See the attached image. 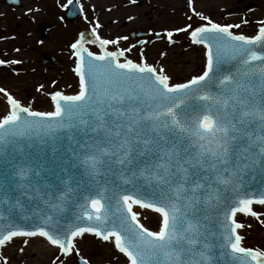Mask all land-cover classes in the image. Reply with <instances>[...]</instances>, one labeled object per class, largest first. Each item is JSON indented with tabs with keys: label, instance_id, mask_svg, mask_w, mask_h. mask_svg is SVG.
I'll return each instance as SVG.
<instances>
[{
	"label": "snow or ice",
	"instance_id": "6c2138e0",
	"mask_svg": "<svg viewBox=\"0 0 264 264\" xmlns=\"http://www.w3.org/2000/svg\"><path fill=\"white\" fill-rule=\"evenodd\" d=\"M200 19V26L174 30L203 49L202 72L182 82L147 63L143 50L138 62L125 56L132 46L109 50L127 37L102 38L95 23L90 39L81 33L70 45L74 94L50 92V110L38 111L0 87V153L7 167L18 169L21 189L39 183V172L30 177L23 166L38 142L54 154L66 145L64 158L83 169L79 181L72 177L74 189L58 178L64 187L50 185L46 201L65 211L71 200L74 220L65 216L61 224L44 216L42 225L26 228L4 217L0 248L15 238L28 245L27 238L41 237L51 247L50 264H66L71 256L89 264L79 243L91 234L122 254L125 264H217L216 250L225 264H264V251L243 244L238 220L259 219L253 205L264 206V179L251 190L246 186L250 174L264 177V21L249 36L232 31L240 24ZM165 35L171 43L173 31ZM8 63L18 61L0 60ZM153 221L155 228L148 226ZM0 264H9L7 256Z\"/></svg>",
	"mask_w": 264,
	"mask_h": 264
},
{
	"label": "rangeland",
	"instance_id": "374dc122",
	"mask_svg": "<svg viewBox=\"0 0 264 264\" xmlns=\"http://www.w3.org/2000/svg\"><path fill=\"white\" fill-rule=\"evenodd\" d=\"M80 1L83 0H79V11L81 8ZM119 1L121 5H117ZM119 1L103 0V2H100V0H97L96 6L99 3L108 5V7L110 5L114 6L115 4L116 6H114V11H112L111 15L120 18L122 16V11H120V9L124 8L122 7V5H124L125 2L123 0ZM165 1L171 2L172 0ZM33 2L35 4V8L39 11L38 15L40 18L37 17L38 20L32 23L31 21L24 18L23 14L25 13H23L20 17V15L12 10V8H17L18 5L10 6L3 0H0V29L1 27L3 28V31H0V37L5 35L9 36L12 33L17 36L16 39H13V41L10 42L11 45H8L7 48L9 49H13V47L19 46L18 44L24 42V38H28L32 50L30 54H32V62L34 64L30 66L37 68L38 72L35 73L34 76H30L29 73L22 75L20 79L23 80L24 83L29 84L24 89L19 90V87L13 88L12 86H9L10 89H5L8 90L13 96L16 95L18 97H23L22 99H25L27 93H29V97L35 100V102L31 100L34 103V107H36L35 110H44V105L40 108L38 106L41 102L47 101V99L49 98L48 93L61 89L65 94H71L74 93V91L78 88V78L72 71V69L74 68V57H72L71 55L72 50L70 45L75 42L76 38L81 33H86L92 27L91 22L94 21V15H96V12H93L90 9H87V11H85L83 8V14L77 16L74 20H68L67 18L63 17V14L68 9L63 7V5L67 3V0H33ZM73 2L76 3V0H73ZM185 4L186 3L184 2V8L181 6L182 8H179V10H175L173 13L171 11V13L168 12L170 13L169 16L171 17L168 18V22L166 21V28L170 29L174 26H176L177 28H182L183 26L188 24L194 27L198 24H201L202 20L199 16L197 17L195 14L186 11ZM240 6L242 7L243 5L240 4ZM152 9L153 8H149V11ZM118 10L120 14H118ZM257 15L259 17L264 15V11L260 9ZM30 16H32V14H30ZM232 17L234 18L235 16ZM112 19L113 18L110 17V21ZM122 20H127V17L122 18ZM257 20L258 21H255V23L253 24L254 26L249 25L246 27L241 25L239 29L234 28L232 29V31L235 33H243L245 35L248 33L249 35H252L254 32V28L256 27L255 25L259 21H264V16L258 18ZM44 22L52 26L48 30H46L45 38H39V30H37L38 24ZM167 31L168 30L165 29L164 31L159 30L152 31L150 33V31L147 29L132 28L126 31V33L122 34V37H127V40H120L118 45H122L126 49L132 46V50L125 52V56L128 59H133L135 62H138L141 50H143L144 52L147 47H150L152 42H160L163 46L164 52L167 51L168 48L175 46L183 51V55L187 56L188 58H192L194 61L196 56L195 49H197V66L195 68L193 67V71L190 73L187 72L185 73V75H183L182 73L175 74L174 76H172V78L175 82H182L183 80L190 78L192 75L200 74L204 67V64L203 66H201L199 62L201 61L202 57L201 47L192 45L186 32L178 34L173 33L172 42L169 43V40L165 35V32ZM156 33H159L160 36L158 37ZM132 34L134 35L132 36ZM140 41H145V43L142 44L140 43ZM6 44L7 43H5V45ZM0 46L2 45L0 44ZM86 46H88L90 50H97L95 46ZM45 52H47V56H54V60H51L53 61L51 64L47 61H42L41 54ZM152 65L154 64L152 63ZM28 75L30 76V78H28ZM9 76H11V74ZM27 78L28 82L26 81ZM38 88L40 89L39 91H37ZM2 103L3 101L0 99V113L3 112L4 109ZM253 209L258 213H261L259 219L256 217H247L243 215L239 216V222L244 225V227L239 231L244 237L243 244L245 246L264 251V206L255 205L253 206ZM145 223L147 224L146 221ZM148 226H150L151 228H155V221H153L151 225ZM87 235L90 236V242L87 241L84 245L79 244V250L81 256L89 260V264H123V261L119 259L120 256L116 250L106 248V246L104 245L105 242L95 237L94 235ZM19 249L11 253V258H8L9 264H50L45 263V260H39V258H35V261L28 263V258H26V261H24L22 252ZM4 254L8 253L4 251ZM19 255H22V258ZM77 258L79 257L71 256L64 259L66 261V264H78Z\"/></svg>",
	"mask_w": 264,
	"mask_h": 264
},
{
	"label": "bare ground",
	"instance_id": "6f19581e",
	"mask_svg": "<svg viewBox=\"0 0 264 264\" xmlns=\"http://www.w3.org/2000/svg\"><path fill=\"white\" fill-rule=\"evenodd\" d=\"M31 1H32V3H31ZM96 1L97 0L80 1V7L84 8L85 11H87V9H90L91 11L96 12V15H94V17H95L94 21L91 22V25L93 27L95 23H99L100 28L98 29V34L102 38H106V39H115L117 37H122V34L126 33V31H128L132 28L147 29L150 31V33L152 31H159V30L164 31L166 26H167L166 23L168 22V18L171 17V16H169L170 13L171 12L173 13L175 10H179V8H181V6L184 3L182 1L180 2L179 0H172L171 2L165 1V0H135V2H132V0H123L125 2V4L122 5V7H124V8L120 9V11H122L121 12L122 16L119 18V17L111 15L112 11H114L113 10L114 6H116L115 4H114V6L110 5L109 6L110 8L108 7V5H103V3H99L96 6ZM215 1H218L221 4L216 5L217 2H215ZM215 1L214 2H211V1L207 2L204 0H195L194 1L196 4L195 12L196 13L199 12V9L202 12H204V11L212 12L213 11L216 13V15L207 16L213 22L219 23L221 25L237 24L238 23L237 19H234L231 15H229V14L220 15V13H218V10L222 6V4L226 3L227 5L231 6L232 3L230 4L229 0H221L224 3L221 2L220 0H215ZM100 2H103V0H100ZM119 4H120V1H119V3H117V5H119ZM259 4H260V9H262L264 11V0H259ZM173 5H174V7H173ZM149 8H153V9L149 11ZM12 10H14V12L20 16L23 13H25L26 15L32 14L31 18H33L35 20H37V17H39V15H38L39 11L35 8V4H34L33 0H21L20 4L17 6V8H12ZM109 11H111V12H109ZM0 12H1V10H0ZM117 12H118V14H120L119 10ZM168 12H170V13H168ZM196 16L198 17V15H196ZM204 16H206V15H204ZM263 16L264 15H262L260 17H263ZM110 17L113 18L111 21H110ZM126 17H127V20L123 21L122 18H126ZM129 17H131V19H129ZM260 17H258V18H260ZM114 18H117V19H114ZM202 23H205V21H201V24ZM174 27H176V26H174ZM90 29L86 33H84L86 39L91 38ZM256 30H257V28L254 29V31H256ZM246 35H248V33ZM79 36L76 39H78ZM108 47H109V50H115L117 47L122 48V49H126L122 45H120V46L119 45H115V46L109 45ZM200 47L202 49V46H200ZM163 50H164L163 46L161 45L160 42H155V43L152 42L150 47L149 48L147 47L144 50V56H145L147 63H149V64L153 63L154 64L153 66L157 67V68L164 67L166 72L171 77L174 76L175 74H181L182 73L183 75H185V73H187V72L190 73L193 71V67L195 68L197 66V64H196V62H197L196 57L198 56V53L196 52L197 49H195V55H196L195 61L192 58H188L187 56L183 55V51H181L180 49H178L175 46L168 48V50L165 52ZM94 51L98 52V49L94 50ZM161 53H163V55H161ZM201 55H202L201 61H199V62H200V65L203 66V64H204L203 49H202ZM35 73H38V72L37 71H35V72L30 71L29 72L30 76H34ZM0 75L2 76V78H4L6 76L5 81H7V83L10 84L11 86H13L14 88L20 87L21 89L19 88V90H22L25 87H27V85H29V84L24 83L23 80H21V81L19 79L13 80V78L7 77L6 69H4V68L2 70L0 69ZM30 76L28 75V78H30ZM28 78L26 80L27 82H28ZM55 91H57V90H55ZM58 91L63 92L61 89H58ZM76 91H78V88L74 91V93ZM74 93H71V94H74ZM0 95H1L0 99L3 101L2 104L4 106L5 100L2 97V94H0ZM14 97L20 99L21 102L24 103L25 105H27L29 103L34 104L33 101L35 102L34 99L29 97V93H27L25 99H22L23 97H21V96L18 97L16 95ZM31 100H33V101H31ZM40 104L42 106L43 105L45 106V109L44 110L42 109V111L50 110L49 98L47 99V101H43ZM33 110H35V109L33 108ZM3 111H4V109H3ZM1 113H3V112H1ZM247 217H252V216H247ZM23 239H25V238H15L14 242L10 243L6 248H0V256H7V258H11L12 252H14L15 250H18L19 248H24V251L22 252L24 261H26V258H28V260H27L28 263H31V262L35 261L34 260L35 258L36 259L39 258V260L40 259L43 261L45 260V263H50L51 247L46 244V242L43 240V238H41V237L27 238V239H29L28 245H22ZM87 241L90 242V236L85 234L82 242H80L79 244L84 245ZM104 245L108 249H112V250L114 249L107 242H105ZM4 251L7 252L8 254H4ZM22 255H19V256L22 258ZM119 256H120L119 259L123 261V264H125V258H123L122 254H120V253H119ZM13 264H17V263H13Z\"/></svg>",
	"mask_w": 264,
	"mask_h": 264
},
{
	"label": "water",
	"instance_id": "95a60500",
	"mask_svg": "<svg viewBox=\"0 0 264 264\" xmlns=\"http://www.w3.org/2000/svg\"><path fill=\"white\" fill-rule=\"evenodd\" d=\"M14 1L18 2V0ZM77 14H79L78 8L76 4L72 3L69 5V9L65 16L66 18L74 19ZM225 67L228 66L226 65ZM65 147L66 145L60 147L59 151L54 154L47 143L38 142L30 149V151L34 153L33 159L23 166L28 169L30 177L34 176L36 172H39V176L35 177L39 183L34 182L31 187L25 184L24 189L18 186L20 181V177L16 174L18 169L7 167L4 163L3 153H0V230L7 225V221L4 217L12 220V222L18 226L26 228H31L34 225H42L44 216H53V219L59 220L61 224L67 223V220L64 219L65 216L74 220L73 213L77 211V209L72 205L71 200L65 205V211H54L51 206L46 203L49 199L48 191L50 185H60V187H64V185L60 184V179L58 178L67 180L68 187L73 189L76 185L72 177L75 176L77 181L81 179L83 169L80 168L79 171H77V169L73 167V160L64 158ZM68 156L72 157V154L69 152ZM82 179L84 182H89V177L87 175H83ZM96 179L103 185V179L101 177H97ZM112 179L120 183L118 178L112 177ZM262 179H264V177L260 175L259 171H257L255 175L250 174L247 177L249 183L246 186L249 190H251L253 186H261L260 182ZM93 187H95V185H93ZM107 187H111V185ZM56 195H59V193H56ZM29 201L31 206H29ZM25 217H27V219H25ZM226 259V257L220 255L219 250L215 251L214 260L217 264H225Z\"/></svg>",
	"mask_w": 264,
	"mask_h": 264
},
{
	"label": "flooded vegetation",
	"instance_id": "af4514ba",
	"mask_svg": "<svg viewBox=\"0 0 264 264\" xmlns=\"http://www.w3.org/2000/svg\"><path fill=\"white\" fill-rule=\"evenodd\" d=\"M3 1L6 4L11 6V5H19L21 0H19L18 3H14L13 0H3ZM179 1L186 3L185 7H186L187 12L197 15L195 12V7H196V4L194 2L195 0H192V7H189L188 0H179ZM204 1L214 2L215 0H204ZM229 1H230V4L232 3L231 6H229L226 3H224L223 1H221L224 4H222V6L219 8L218 13H220V15L229 14L231 16H235L234 19H237L238 23L242 26H246V27L249 25L254 26L253 24L255 23V21H258L257 19L259 17L257 15L258 11L260 10L259 0H258V2H257V0H252V1L251 0H246V1L245 0H229ZM215 2H217L216 5L221 4L218 1H215ZM240 4H242L243 6L241 7ZM183 5H184V3H183ZM183 5H182V7H183ZM197 13H199V15H198L199 17L201 15H203V16L204 15H206V16L216 15V13L213 11L212 12H206V11L202 12L200 9H199V12H197ZM241 13H244V14H241ZM23 15H24V18L31 21L32 23L34 21L38 20V19L35 20V19L31 18L30 15H26V14H23ZM63 17H64V14H63ZM244 21H247V23L246 24L243 23ZM255 26H256L255 28H258V26H259L258 22ZM49 28H50V24L45 23V22L39 23L38 29H37V30H39V38H45L46 30H48ZM176 28L177 27H172L170 29L165 28V29L168 31H173V33H175V34L183 33V32H175L174 30ZM0 31L1 32L3 31L2 27H1ZM16 38H17V36L13 33L10 34L9 36L5 35V36L0 37V44L2 45V46H0V60H5V61H9V62L12 60L18 61V63H16V64L8 63L7 65H0V69L1 70L3 68L6 69L7 77H11V78H13V80L19 79L21 81L20 78L22 75H25L26 73H29L30 71L35 72V71H37V68L30 66V65H34V64L32 62L33 61V57L31 56L32 54H30L32 52V50H31V45L28 41V38H24V42L18 44L19 46L13 47V49L7 48L8 45H11L10 42H12L13 39H16ZM5 43H7V44L5 45ZM41 59L43 62L47 61L48 63L51 64L53 62L51 60H54V56H47V52H45V53L41 54ZM9 73L11 74V76H9L10 75ZM5 77L2 78V76L0 75V86L2 88L10 89L9 86H11V85L8 84L7 81H5ZM31 106L34 109L36 108V107H34L33 104H31ZM38 107L40 108V107H42V105L39 104Z\"/></svg>",
	"mask_w": 264,
	"mask_h": 264
}]
</instances>
